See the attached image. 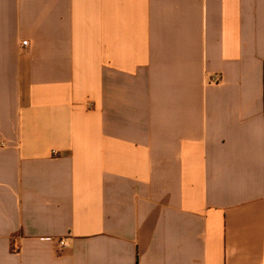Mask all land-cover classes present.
I'll return each instance as SVG.
<instances>
[{
	"label": "crops",
	"instance_id": "0c3cea01",
	"mask_svg": "<svg viewBox=\"0 0 264 264\" xmlns=\"http://www.w3.org/2000/svg\"><path fill=\"white\" fill-rule=\"evenodd\" d=\"M0 264H264V0H0Z\"/></svg>",
	"mask_w": 264,
	"mask_h": 264
},
{
	"label": "built area",
	"instance_id": "2783aa9c",
	"mask_svg": "<svg viewBox=\"0 0 264 264\" xmlns=\"http://www.w3.org/2000/svg\"><path fill=\"white\" fill-rule=\"evenodd\" d=\"M24 45L27 46L28 43L25 42ZM221 81H222V77H221V76H215V77L212 79V83H220ZM60 244H61V246H62L63 248H66V247H67V244H66L65 241H61Z\"/></svg>",
	"mask_w": 264,
	"mask_h": 264
}]
</instances>
